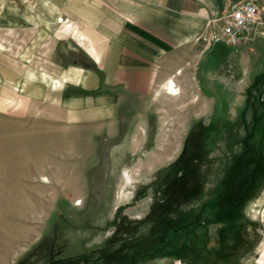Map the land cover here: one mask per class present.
Segmentation results:
<instances>
[{
  "label": "rangeland",
  "instance_id": "1",
  "mask_svg": "<svg viewBox=\"0 0 264 264\" xmlns=\"http://www.w3.org/2000/svg\"><path fill=\"white\" fill-rule=\"evenodd\" d=\"M65 3L0 0V264H264V36L250 75L217 42L176 96L100 75L92 107L59 103L98 69Z\"/></svg>",
  "mask_w": 264,
  "mask_h": 264
},
{
  "label": "crops",
  "instance_id": "2",
  "mask_svg": "<svg viewBox=\"0 0 264 264\" xmlns=\"http://www.w3.org/2000/svg\"><path fill=\"white\" fill-rule=\"evenodd\" d=\"M66 1L67 13L74 11L81 19L90 18V26L83 24L79 38L89 33V56L98 69L89 65L70 66L63 75L68 79L55 91L59 103L90 104L92 107V100L99 97L93 92L100 87V75H105L107 85H121L135 94L146 93L154 77L165 81L175 75H197L198 65L213 46L206 48L199 38L207 27L206 19L222 14L230 2L239 0ZM254 42L233 46L232 55L237 57L234 60L236 72H239L237 63L242 64L241 71L248 75L255 70L258 58L249 53L254 49ZM228 66L224 64L219 74L233 73L232 65ZM200 70L201 75H205L210 69L204 63ZM219 81L228 84L226 77ZM69 86L81 88V91L70 94ZM208 89L203 93L198 86L196 94L210 96L212 93ZM241 89L233 88L235 95Z\"/></svg>",
  "mask_w": 264,
  "mask_h": 264
},
{
  "label": "built area",
  "instance_id": "3",
  "mask_svg": "<svg viewBox=\"0 0 264 264\" xmlns=\"http://www.w3.org/2000/svg\"><path fill=\"white\" fill-rule=\"evenodd\" d=\"M206 29L199 35L206 48L221 42L239 46L264 36V3L260 0L230 2L225 11L206 19Z\"/></svg>",
  "mask_w": 264,
  "mask_h": 264
},
{
  "label": "bare ground",
  "instance_id": "4",
  "mask_svg": "<svg viewBox=\"0 0 264 264\" xmlns=\"http://www.w3.org/2000/svg\"><path fill=\"white\" fill-rule=\"evenodd\" d=\"M161 89L169 95L176 96L179 94V87L177 86L174 77L170 76L167 77V79L163 82L161 85ZM159 90V89H158ZM162 93V92H161ZM44 178V176H43ZM128 179H130V176H128ZM47 180V179H46ZM5 261V259H3ZM2 260V261H3ZM264 260V259H263ZM263 262V261H262Z\"/></svg>",
  "mask_w": 264,
  "mask_h": 264
},
{
  "label": "flooded vegetation",
  "instance_id": "5",
  "mask_svg": "<svg viewBox=\"0 0 264 264\" xmlns=\"http://www.w3.org/2000/svg\"><path fill=\"white\" fill-rule=\"evenodd\" d=\"M216 109H214L213 110V112L211 113V114H214L216 111H215ZM235 223H239L240 224V226L241 225H243L244 227H247L248 225H249V223H248V221H246L245 219H243V217H241V216H239L237 219H236V221H234ZM223 228H225V235H224V233H222L223 235H224V237L226 238L227 236H228V234H229V230H227V225H225ZM238 228V227H237ZM232 231V230H231ZM220 235H221V233H220ZM252 237H253V233L251 234V235H248V237L246 238V237H243V236H241V238L238 240L239 242L241 241L242 242V244L241 245H243V246H248L249 245V242H250V239H252ZM227 240L229 239V238H226Z\"/></svg>",
  "mask_w": 264,
  "mask_h": 264
}]
</instances>
